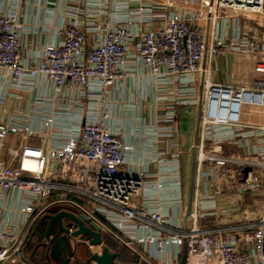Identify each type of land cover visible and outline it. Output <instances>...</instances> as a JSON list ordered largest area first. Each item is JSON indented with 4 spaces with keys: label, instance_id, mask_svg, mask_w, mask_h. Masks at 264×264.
<instances>
[{
    "label": "built area",
    "instance_id": "2783aa9c",
    "mask_svg": "<svg viewBox=\"0 0 264 264\" xmlns=\"http://www.w3.org/2000/svg\"><path fill=\"white\" fill-rule=\"evenodd\" d=\"M138 9L106 20L99 6L77 9L63 41L42 47L31 64L18 15L0 12V79L22 88L44 78L58 97L79 94L60 124L47 116L42 133L0 123V264H34L31 232L58 206L85 214L141 264H264V127L242 124L245 106L264 108V69L250 88L207 81L198 102L190 85L207 53L217 56L225 44L215 37L208 49L204 29L180 13ZM221 12L256 14L264 30V0H213L198 17L215 21ZM139 73L158 90L166 127L139 132L136 146L112 125L105 101ZM179 105L199 111L186 179L178 127L168 125ZM37 135L40 145L27 143ZM11 136L20 145L7 162ZM236 145L244 156L226 153ZM249 195L263 196L260 210L244 209ZM68 229L73 234L76 225Z\"/></svg>",
    "mask_w": 264,
    "mask_h": 264
},
{
    "label": "crops",
    "instance_id": "0c3cea01",
    "mask_svg": "<svg viewBox=\"0 0 264 264\" xmlns=\"http://www.w3.org/2000/svg\"><path fill=\"white\" fill-rule=\"evenodd\" d=\"M136 1L138 5L142 4L152 8L153 14L160 15V17L180 13L202 27L206 33L208 49L213 47L215 37L225 44L226 48L217 56L207 53L202 63V70L196 75V82L190 85L195 91L192 97L197 98L198 102L203 98L204 85L207 81L213 84L250 88L258 80L256 74L264 69V30L256 14L221 12L215 21H209L199 19L198 14L205 10L213 0ZM128 3L130 5H126ZM137 4L132 5V0H0V12L18 15L22 25V56L31 64L37 59V54L42 47L63 41V28L68 25L77 9L85 10L99 6L101 10L105 9L107 12L106 15H102L104 20L109 19L112 12H118V15L125 19L138 14ZM88 19L91 20L90 17L87 18V15L81 17L80 22L84 28L88 26ZM157 23L158 21L154 22V24ZM137 25L145 27L146 23ZM237 34H240V41L237 45H233L232 38ZM165 88L175 89L174 86ZM69 96L65 97L63 94L58 97L53 85L44 78L27 82L22 88L16 87V84L8 80L0 79V123L19 127L30 126L35 132L42 133L44 131L42 130L44 129L43 121L47 116H53L60 124L63 121L62 117L66 115L63 110L70 108L79 98L78 92L69 93ZM105 102L112 113V125L119 128L125 141L136 146H140L143 142V140H138L139 132V136L141 134L150 136L158 131V127H166L162 121L166 112L158 111V106L164 104L161 101L158 102V90H155L151 79L144 78L140 73L121 80L111 97ZM198 118L197 107L179 105L174 123L168 124L178 127L180 148L184 153V158L189 159L185 179L189 175L191 150L198 135ZM242 124L264 127V108L245 106L242 113ZM27 143L40 145L38 135L29 139ZM7 145L5 159L9 162L12 157L11 153H14L20 145V138L11 136ZM225 151L228 154L236 153L244 156L243 149L238 145L227 146ZM253 157L251 156L252 159ZM184 158V165H186ZM54 209L74 213L67 206H58ZM53 210L48 211V214H53L51 213ZM44 230L45 225L33 241L29 239L27 245V251L31 254L34 264H38V261L40 264H54V262H47L44 249L36 252ZM33 231L34 229L31 237ZM83 249L79 248L78 258L85 264L89 254L87 255L86 250ZM73 262L76 264L75 261ZM138 264L141 263L138 261Z\"/></svg>",
    "mask_w": 264,
    "mask_h": 264
},
{
    "label": "water",
    "instance_id": "95a60500",
    "mask_svg": "<svg viewBox=\"0 0 264 264\" xmlns=\"http://www.w3.org/2000/svg\"><path fill=\"white\" fill-rule=\"evenodd\" d=\"M66 221L76 225V231L73 234H70ZM43 225H45V230L41 241L37 244L36 252L44 249L46 251L45 259L48 263L71 264L72 261H76V264H83L80 258H76L74 250L84 246L89 253L87 264H116L117 254L111 252L104 245L100 226L91 221L85 214L76 215L66 210L56 214H46L37 223L31 241L34 240L38 230L43 228ZM54 232H56L55 236H53ZM67 235H71L75 241L80 237H86L88 242H78V246L72 250L66 246L63 239V236ZM93 248L99 251L92 252ZM184 261L183 258L182 264ZM37 263L40 264L39 261Z\"/></svg>",
    "mask_w": 264,
    "mask_h": 264
},
{
    "label": "rangeland",
    "instance_id": "374dc122",
    "mask_svg": "<svg viewBox=\"0 0 264 264\" xmlns=\"http://www.w3.org/2000/svg\"><path fill=\"white\" fill-rule=\"evenodd\" d=\"M184 160H185V162L187 164L183 166V175H184V177H186L185 174H186V170H187V165L189 164V162H188L189 159H187L185 157ZM262 204H263V196H260V195L251 196V195H249V198H247L245 200V204H244L243 207H244V209H247V210L249 209L250 211H253L254 212V211L260 210L259 208H262ZM66 224H67V226H70L71 225L70 221H66ZM41 230H42V228L38 230V233ZM55 234H56V232L53 233V236H55ZM63 239L65 240L66 246H68L72 250L75 249L78 246L77 245L78 242H83V241L84 242H87L86 240H88V238H86V237H80L77 240H82V241H77V240L75 241V239L72 238L71 235L63 236ZM79 248L83 249V247H78L77 249L74 250L76 252V258L78 257V254H79ZM83 250H85V249H83ZM83 252L84 251H82V253ZM32 261H33V258H32Z\"/></svg>",
    "mask_w": 264,
    "mask_h": 264
},
{
    "label": "trees",
    "instance_id": "16d2710c",
    "mask_svg": "<svg viewBox=\"0 0 264 264\" xmlns=\"http://www.w3.org/2000/svg\"><path fill=\"white\" fill-rule=\"evenodd\" d=\"M52 208L51 210H53ZM62 209H54L51 213L56 214ZM104 245L111 251L117 254L116 262L118 264H138V259L134 258L130 251L121 245L112 235L102 232ZM34 257L36 253L34 252ZM35 260V258H34ZM35 262H37L35 260Z\"/></svg>",
    "mask_w": 264,
    "mask_h": 264
},
{
    "label": "flooded vegetation",
    "instance_id": "af4514ba",
    "mask_svg": "<svg viewBox=\"0 0 264 264\" xmlns=\"http://www.w3.org/2000/svg\"><path fill=\"white\" fill-rule=\"evenodd\" d=\"M86 241L88 242V240H86ZM83 242H84V241H83ZM87 242H86V243H87ZM83 248H84V246H83ZM84 249H85V248H84ZM85 250H86L87 255H88V254H89V253H88V250H87V249H85ZM96 251L98 252V250H97L96 248H93V249H92V252H96ZM87 261H88V260H87ZM85 264H87V263L85 262Z\"/></svg>",
    "mask_w": 264,
    "mask_h": 264
}]
</instances>
